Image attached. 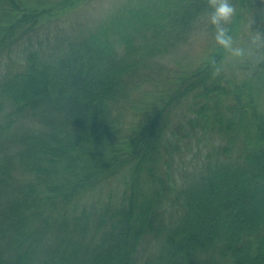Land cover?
<instances>
[{
    "label": "trees",
    "instance_id": "16d2710c",
    "mask_svg": "<svg viewBox=\"0 0 264 264\" xmlns=\"http://www.w3.org/2000/svg\"><path fill=\"white\" fill-rule=\"evenodd\" d=\"M81 2L0 0V264H264V112L219 45L172 88L152 67L207 0H123L52 34Z\"/></svg>",
    "mask_w": 264,
    "mask_h": 264
},
{
    "label": "rangeland",
    "instance_id": "374dc122",
    "mask_svg": "<svg viewBox=\"0 0 264 264\" xmlns=\"http://www.w3.org/2000/svg\"><path fill=\"white\" fill-rule=\"evenodd\" d=\"M54 2L56 0H50ZM123 0H83L78 6L70 11L65 12L60 19L52 22L49 30L52 34L56 32L74 36L82 31L95 29L101 24L109 13L119 7ZM254 1V0H251ZM236 7V16L231 24V35L234 38V47H243L245 49L244 57H232L230 53L225 52L224 60L221 66L227 78L233 85L240 86L244 96V102L247 98H253V102L259 111L264 112V65L261 67L260 62L264 60L262 53L263 43L257 47L251 42L254 32L250 29V23L254 16V7L250 5V0H244L241 4L238 0H230ZM262 14V13H261ZM264 14V13H263ZM194 31L188 39L178 47L171 49L169 52L158 54L155 58V65L152 67L159 78V89L172 88L174 83L186 73H190L198 68L202 63L214 53L217 48L215 42V27L209 21V14L203 16L196 24ZM143 81V80H142ZM138 86L140 91L148 93L151 88L150 84ZM150 83V82H148ZM132 113H130V117ZM242 139L239 141L238 151L243 148ZM244 149V148H243ZM205 152L207 149L202 148ZM243 151L240 156L243 157ZM194 152H189L188 156L192 157ZM197 175V174H196ZM217 177H214L209 184H215ZM196 205L192 204V212H195ZM151 245L148 249H153ZM147 249V248H146ZM147 250V252H150ZM153 251L149 253L152 254Z\"/></svg>",
    "mask_w": 264,
    "mask_h": 264
},
{
    "label": "clouds",
    "instance_id": "9594fccd",
    "mask_svg": "<svg viewBox=\"0 0 264 264\" xmlns=\"http://www.w3.org/2000/svg\"><path fill=\"white\" fill-rule=\"evenodd\" d=\"M207 7L210 9L209 21L215 27V42L221 46L225 52L230 53L232 57H244L245 49L243 47H234V38L231 33V24L236 16V7L230 0H207ZM253 21H251L252 23ZM251 42L257 47L264 43V32L254 31ZM209 63L213 66L211 77L213 79L220 75V68L213 57Z\"/></svg>",
    "mask_w": 264,
    "mask_h": 264
}]
</instances>
